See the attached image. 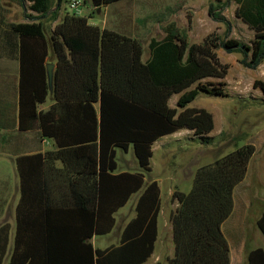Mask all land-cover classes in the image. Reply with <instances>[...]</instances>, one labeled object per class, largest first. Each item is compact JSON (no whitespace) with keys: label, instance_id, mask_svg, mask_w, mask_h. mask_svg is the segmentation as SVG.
I'll use <instances>...</instances> for the list:
<instances>
[{"label":"trees","instance_id":"16d2710c","mask_svg":"<svg viewBox=\"0 0 264 264\" xmlns=\"http://www.w3.org/2000/svg\"><path fill=\"white\" fill-rule=\"evenodd\" d=\"M27 1L37 13L35 20L12 24L22 42L20 129L39 122L43 136L55 138L59 148H84L87 160L78 172L92 184L86 191H74L70 200L57 202L49 196L32 200L24 168L29 156L18 157L22 196L14 247L9 253L11 227L5 223L0 227V264L7 255L8 264H141L154 252L158 236L161 189L157 181L143 190L137 215L118 245L95 248L91 240L112 229L114 213L144 186L142 172H115L116 148L133 145L141 167L148 171L152 145L165 134L189 128L202 143H210L213 113L190 104L200 93L229 96L225 81L207 80L223 79L229 71L218 48L240 52L246 67L263 63L264 0H234L236 16L255 31L251 43L230 36L232 24L223 9L232 0H217L210 3L209 14L225 22L224 36L212 32L202 42H191L185 31L171 23L163 38L150 40L146 60L140 39L93 24L86 15L65 12L50 30L46 22L57 19L63 0H22L23 6ZM89 1L95 11L120 0ZM30 46L40 53L36 84L25 73ZM49 60L56 62L52 91ZM254 86L264 94L263 80H255ZM51 92L55 103L39 110ZM174 94L180 96L172 107L169 100ZM1 145L0 135V151ZM255 151L252 143L238 146L199 167L189 192H174L180 205L171 214L174 254L166 264H231L222 225L233 211L234 188L245 178ZM34 209L41 210L39 215H32ZM257 226L264 235V210ZM248 262L264 264V248L251 249Z\"/></svg>","mask_w":264,"mask_h":264},{"label":"crops","instance_id":"0c3cea01","mask_svg":"<svg viewBox=\"0 0 264 264\" xmlns=\"http://www.w3.org/2000/svg\"><path fill=\"white\" fill-rule=\"evenodd\" d=\"M29 5V1L23 6L22 0H0V135L2 137L0 158L4 161L7 159L11 161V172L15 186V190H13L10 187L11 182L9 180L3 181L2 184L5 187L3 192L6 191L9 196L1 199L0 215L3 217H15L14 237L17 227V206L22 196L18 157L29 156L28 160L24 161V168L28 169V191L32 200L33 197H45L48 199V196L57 202L70 200L74 191H86L90 189L92 184V179H87V176L78 172V168L84 167L87 160L86 154L88 152H85L84 148L81 150H79L80 148H59L55 138L43 136L39 122H36L27 130L20 129L22 42L20 34L12 29V24L35 20L34 16L37 13L31 10ZM91 7L94 8L93 5ZM97 11L100 12V9H97ZM64 13L65 9L62 5L57 19L46 22L47 25H50V30L62 20ZM94 13H96V10ZM81 15L88 16L91 23L101 25L93 21L95 14L89 15L84 12ZM101 26L106 27L105 25ZM148 57L143 59L146 60ZM48 62L55 63L56 68L55 61L49 60ZM39 65L40 53L34 49V46L33 48L30 46V48L26 49L25 73L30 75L28 81L31 84H36L37 82L36 76L38 75ZM179 96L180 94H174L170 98V106H176ZM54 103L55 99L51 92L46 101L40 103L38 108L46 111ZM190 106L195 105L191 103ZM253 109L254 105L252 107V104L245 106V115L250 111H254ZM247 122H249L248 119ZM216 128L217 123L215 120V128L209 133L212 141L207 144L202 143L194 131L189 128H181L161 136L152 145L151 169L148 171L141 167L133 145H130L128 149L116 148L117 169L115 172H142L144 173L145 182L143 188L132 193L127 202L114 213L115 224L112 229L105 234H96L92 237L91 240L94 247L105 249L120 243L125 227L137 215L136 206L140 195L146 186L153 181H157L161 189V209L157 219L158 236L154 252L147 261L141 264H156L158 262L165 264L168 257L174 254L171 214L180 205L178 199L173 197L174 192L181 190L179 185L182 178H186L189 174L190 177H193L199 167L213 163L217 158L221 157L218 154L224 151V149L219 151L214 161L204 164L202 163V154L206 153L207 150H200L197 154L193 148H210L209 146L212 144L219 145L220 148H237L238 146L252 143L255 145L256 151L251 157L245 178L234 188L233 211L222 225L230 245L231 264H240L238 262V249L241 244L236 241L239 237L232 239L228 233L231 235L234 224L237 221H241L243 215L249 213L255 207L259 208V213L255 217L257 224V220L264 210V126H259L252 131H246L242 130L241 126L237 127V125L231 126L227 124L218 133ZM224 134H226V137L223 138ZM239 137L245 138L246 142L242 145H237V138ZM182 146H185V148H182ZM157 153L158 156L156 158ZM195 155H198L199 159L196 158L194 160ZM154 157L156 158V164L153 162ZM189 167L192 170L189 171ZM3 174L6 178H10L7 172ZM39 211L34 209L31 213L37 216ZM102 236H106L105 238L107 239L99 238ZM13 247L14 239L12 241L10 238L9 253ZM243 247L246 248L247 245L245 244ZM248 252L246 253L247 257ZM6 261L8 264V255L4 264Z\"/></svg>","mask_w":264,"mask_h":264},{"label":"rangeland","instance_id":"374dc122","mask_svg":"<svg viewBox=\"0 0 264 264\" xmlns=\"http://www.w3.org/2000/svg\"><path fill=\"white\" fill-rule=\"evenodd\" d=\"M69 1L63 0L62 5L65 12H71L68 8ZM215 1L217 0H120L106 7L102 6L100 12L96 10V13H94V8L91 7L92 4L88 0L84 1L83 13L85 12L89 15L95 14L93 21L140 39L144 46L143 58H147L150 54V40L153 37L157 39L163 38L165 27L171 23H174L178 28L185 31L191 42H202L212 32L224 36L226 32L225 22L216 20L209 14V5ZM236 7L237 3L232 0L223 9V14L232 24L230 36L251 43L255 37V31L236 16ZM217 52L220 60L223 63L229 64V71L223 79L210 78L207 80L225 81L229 96H212L200 93L192 104L204 107L214 114L217 123V133L227 124L231 126L237 125V127L241 126V129L246 131H252L259 126H264V94L260 88L254 86L255 80L264 81V61L257 68H249L240 62L242 58L240 52H228L223 47L218 48ZM250 104H252V107L254 105V111H250L245 115L246 111H244V107ZM247 119L249 122H247ZM249 124H252V126ZM222 137H226V134ZM245 142V138H237V145H242ZM209 147L193 148L196 153L200 150H207L206 153L202 154V163L204 164L214 161L216 154L222 149L224 151L218 154L219 156L225 155L235 148H220L216 144H212ZM182 148H185V146H182ZM157 156L158 153L155 157L157 158ZM197 156L195 155L194 160L196 158L199 159ZM155 157L153 158V162L156 164ZM189 168V171L192 170V168ZM11 170V161L9 159L4 161L0 158V202L1 199L9 196L6 191L3 192L5 187L2 183L4 180H9L11 182L10 187L15 190L14 177ZM6 172L10 178L5 177L3 173ZM194 176L190 177L189 174L186 178H182L179 185L182 191L189 192L191 190ZM258 213L259 208L255 207L249 213L244 214L241 221H237L234 224L232 228L234 234L231 233L230 235L228 233L232 239L239 237L236 241L241 244L238 249V262L240 264H249L248 257L246 256L249 249L255 247L264 248V236L256 224L255 217ZM234 218L236 217L234 216ZM5 223L10 224V238L13 241L15 217H3L0 215V227ZM105 237L99 238L106 240L107 238ZM245 244L247 245L246 248L243 247ZM5 264H7V261Z\"/></svg>","mask_w":264,"mask_h":264},{"label":"built area","instance_id":"2783aa9c","mask_svg":"<svg viewBox=\"0 0 264 264\" xmlns=\"http://www.w3.org/2000/svg\"><path fill=\"white\" fill-rule=\"evenodd\" d=\"M83 4H84V0H70L68 8L73 13L82 14Z\"/></svg>","mask_w":264,"mask_h":264},{"label":"water","instance_id":"95a60500","mask_svg":"<svg viewBox=\"0 0 264 264\" xmlns=\"http://www.w3.org/2000/svg\"><path fill=\"white\" fill-rule=\"evenodd\" d=\"M54 71H55V63L48 62L47 63V75H48L49 88L51 91L53 90Z\"/></svg>","mask_w":264,"mask_h":264}]
</instances>
